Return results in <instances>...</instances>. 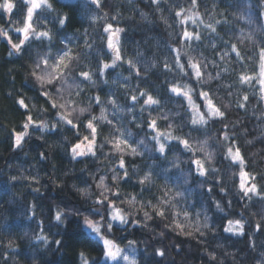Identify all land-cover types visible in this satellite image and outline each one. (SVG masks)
I'll return each mask as SVG.
<instances>
[{
	"label": "trees",
	"instance_id": "obj_1",
	"mask_svg": "<svg viewBox=\"0 0 264 264\" xmlns=\"http://www.w3.org/2000/svg\"><path fill=\"white\" fill-rule=\"evenodd\" d=\"M10 2L14 4L10 14L0 9V28L9 30L15 39L20 34L11 30L12 21H22L29 5L25 0ZM250 2L251 9H245L241 7L240 0H198L199 6L193 9L190 0H161L159 8L151 0H102L101 8H96L90 0H49L51 10L42 6L34 13L37 31L50 29L54 36L53 54L69 40L70 46L76 51H84L85 39L95 41V49L106 50V44L101 42V37L107 35L103 32L105 23L124 29L120 34L123 54L137 63L146 78L125 80L124 77L129 76L127 65L118 67L105 77L109 81L107 85L101 80L97 87L89 86L80 97H71L77 100L79 107H87L90 96L100 94L108 98L106 94L114 93L111 98L118 100L121 110L114 112L111 105H106L109 118L123 129H130L133 139H144L149 150L154 142L151 135H146L150 130L143 126L144 120L140 118L146 120L151 111L153 117L168 116L167 120L158 121L161 131L191 133L194 145L208 139L209 151L216 152L211 166L220 168L221 172L211 174L203 189L197 187L195 182L186 186L187 191L184 188L176 189L175 170L167 178L164 175L154 177V184L145 189L136 182L135 176L120 183L121 199L137 196L145 204L148 201L155 204L161 198L165 184L173 192H183V196L173 201L175 209H166L165 219L155 217L148 208L146 210L154 216L152 221L147 222L148 228L131 224L126 229L117 226L114 232L109 233L124 249L123 254L128 253L137 264H264V227L256 229L257 223L264 226V199H261L264 195V100L260 99L258 82L254 81L251 88L238 83L240 73L251 75L254 70H258V53L264 44V28L256 22L260 18L261 23H264V17L261 16L264 11L262 0ZM181 8L186 14L199 13L196 23L189 20L181 25L175 16V11ZM58 15L70 17L66 27L60 28L56 22ZM248 15H251V23L241 18ZM93 16L96 17L95 23L92 21ZM217 20L221 23L216 24ZM205 24H212L217 32L213 34ZM182 28L199 32L202 40L192 41V48L184 47L188 42L181 39ZM248 34H252L251 40L239 39L241 35ZM213 43L216 44L215 49L211 47ZM231 44L237 46L243 60L237 59L235 53L230 51ZM170 47H181L183 52L201 60L207 65L204 69L206 74L211 73L215 77L219 72L220 80L207 81L203 87L204 90L211 89L210 96L214 103L226 113L224 131L241 149L245 158V171L255 177L252 183L257 184L258 194L249 193L248 197L243 195L238 188V175L233 176L238 169L220 155V147L215 143L220 123L208 127L206 134L203 128L197 130L190 123L192 110L187 101L166 91L170 83H190L197 91L200 89L194 78H181L175 66L171 72L163 70L164 60L167 59L171 64L175 55ZM47 50L48 41L41 43L33 36L23 52L9 55L10 45L0 38V264H80L81 251L93 261L101 259V244L85 230L83 217L87 215L90 219H99L97 206L93 203L99 195L95 184L101 175L110 178L111 169L117 167L118 156L110 155L111 145L105 143L115 129L107 124L100 125L97 144L103 145V148H97L95 157L73 159L71 146L77 137L59 125L53 131H42L30 126L25 130L29 135L21 146L16 147L14 143L15 133L22 130L27 112L19 106L18 99L26 101L30 109L27 114L34 120H43L49 127L55 122L53 110L42 111L46 105L44 98L39 95L40 85L30 75L38 56ZM226 51L229 55L221 59ZM92 64L95 65V59ZM138 83L161 101L158 111L146 110L141 113L139 106H136L133 112H129L130 100L127 97L136 90ZM122 85H126V88ZM243 94H247L249 99L245 108H238L237 101ZM192 95L198 103L197 93L193 92ZM224 105L228 107L224 108ZM92 113L99 116V106L94 107ZM87 116L86 112L80 119L85 120ZM134 118L140 120L142 127L137 128L130 123ZM169 123L178 127L169 129ZM81 134H87V129H82ZM41 153L46 158H42ZM189 155L182 153L181 160L188 159ZM125 159L129 171L136 169L137 175L147 172L154 162L150 151H146L143 156L127 155ZM169 159L172 157L169 156ZM156 163L161 167H171L164 161ZM188 166L182 164L184 169ZM217 175L223 177V192L220 191L221 185L213 179ZM203 179L196 177V181ZM107 183L111 185V180ZM208 187L214 190L209 192ZM80 188H88L90 197L81 196L77 191ZM217 202L223 206V212L216 209ZM117 204L129 212H135L140 206L121 204L119 200ZM57 210L64 213L63 224L57 225L54 219ZM183 210L189 212L193 226L197 212L200 213L201 224L207 215L210 229H201L204 236L195 232L192 237H188L173 230L171 222L184 219L183 215L176 216L175 212ZM134 218L143 222V213H137ZM229 219L239 220L244 225L243 235L234 234L238 233L235 228L234 233L223 230ZM190 230L186 228L185 233ZM41 234L48 237L47 245L36 239ZM9 240L15 241V250L6 246ZM56 240L62 241V247H57ZM130 240L135 242L132 248L127 247ZM155 249L164 250L166 256H156ZM209 254L216 259H210ZM103 264L110 263L104 261Z\"/></svg>",
	"mask_w": 264,
	"mask_h": 264
},
{
	"label": "snow or ice",
	"instance_id": "obj_2",
	"mask_svg": "<svg viewBox=\"0 0 264 264\" xmlns=\"http://www.w3.org/2000/svg\"><path fill=\"white\" fill-rule=\"evenodd\" d=\"M25 3L30 6L27 7L24 19L20 22L12 21L13 28L11 30L20 35L14 39L10 35L9 30L0 28V38L5 39L7 44L10 45L9 55L23 52L27 44L31 42L33 36L37 41H41V43L45 40L48 41V50L38 56L30 75L35 82L40 85L39 95L44 98V103L46 105L42 111L47 112L53 110V115L56 119L51 127L43 120H34L30 114H27L30 112V109L26 101L24 99H18L17 103L19 106L26 109L27 112L26 121L22 126V130L15 133L14 143L16 147L21 146L24 138L29 135V132L25 130L29 129L30 126L39 128L42 131H53L56 130L59 125L72 131L73 135L77 137V141L71 146L73 159L86 156L95 157L97 155V148H103V145L97 144L100 125L107 124L110 128L115 129L111 138L106 139L105 143L111 145L112 153H110V155L117 154V167L111 169L112 175L110 178L101 175L95 184L96 188L99 190V195L93 200V203L97 206L96 212L99 219H90L87 215L83 217V224L96 236L97 241L101 244V259L93 261L84 251L79 253V258L80 264H103L106 260L118 261L119 259L127 262V264H137L135 259H130L129 255L123 254L124 249L116 243L114 238L109 236V233L114 232L117 226L121 229H126L127 226L131 224L148 228L149 224L147 222L154 219L151 213H154L155 217H159L161 220L165 219L166 209L169 207L175 209L176 205L173 201L176 197L183 196V192L179 190L173 192L172 188L165 184L161 198L155 204L151 201L145 204L139 200L137 196H131L128 200L121 199V193L119 191L120 183L125 180H130L135 176L136 182L142 189H145L154 184V177L164 175L167 178L168 174L175 170L174 187L176 189L184 188L185 191H187L188 188L186 186L193 182L196 183L197 187L203 189L206 187V180L211 174H219L221 172L220 168L211 166L212 161L216 158V152L209 151L208 139H204L194 145L191 139V133L173 134L172 131H161L158 121L161 119L167 120L168 116L158 115L153 117L151 111H149V116L146 120L143 117L140 118L144 120L143 126H146L150 130L146 135H151V139L154 142L152 148L149 150L144 139H133V133L130 129H123L121 125H118L113 119L109 118L106 105H111L114 112L121 110L118 100L111 98L115 95L114 93L106 94L108 98L100 94L90 96L88 98L87 107H79L77 100L71 97H80L89 86L97 87L101 80L104 85H107L109 81L105 77L110 76L111 72L118 67H122L125 64L127 65L129 76L124 77L125 80H129L133 77L138 80L146 78L137 66V63L132 59L126 58L123 54L120 34L124 29L118 27L114 28L112 24L105 23L103 32L107 35L101 37V42L102 44H106V50L95 49V41L90 42L88 39H85L83 41L84 51H76L70 46L71 40H69L67 43H64L62 48L55 50V54H53L54 36L51 30L37 31L33 20L34 13L37 9L43 6L51 10L52 4L49 3V0H25ZM90 3L95 5L96 8L102 7V0H90ZM151 3L157 5L159 8L161 0H151ZM190 3L193 9L199 6L198 0H190ZM240 5L245 9H251L252 7L250 0H240ZM261 7L264 8V0H262ZM13 8L14 4L10 2V0H3V2L0 3V9H3L6 13L10 14ZM175 16L179 18V23L181 25L186 24L189 20L196 23V20L199 19V13L186 14L182 8L175 11ZM261 16L264 17V11L261 12ZM241 18H246L249 23L252 21L251 15ZM69 20L70 17L63 15H58L56 18V22L59 24L60 28L66 27ZM92 21L93 23L96 22L95 16L92 17ZM256 22L260 27L264 28V23H261L260 18H257ZM201 23H203V21H201ZM215 23L220 24L221 21L217 20ZM225 23L227 22L225 21ZM205 27L211 28L213 34L217 32L216 27L212 24H205ZM85 35H87V33H85ZM180 35L183 41L188 42L184 45L186 48H192V41L202 40V36L199 32L190 31L187 28H182ZM239 39L241 41L245 39L251 40L252 34H248L247 36L241 35ZM211 47L215 49L216 44L213 43ZM170 51L175 53V55L172 58L171 64L167 59L164 60L163 70L171 72L173 66H175L181 78H194L196 84L200 85V89L197 91L196 87L192 86L190 83H170V85L166 87V91L175 94L177 97H182L187 101L189 108L192 110L190 123L197 130L203 128L206 134L208 127L220 123L221 128L217 130L218 136L215 140V143L220 147V155L223 156L224 160H229L231 165H235L238 169L237 172L233 173V176L235 177L238 175V188L243 195L248 197L249 193L254 195L258 194L257 184L251 183V181L255 180V177L245 171V158L241 154V149L235 146V143L230 140L229 133L224 131V127H226L224 125L226 113L220 106L214 103L213 98L210 96L211 89L204 90L203 87L207 81L212 79L220 80L221 76L219 72L215 77H213L211 73L206 74L204 69H206L207 65L188 52H183L181 47H170ZM230 51L235 53L237 59H244L235 44L230 45ZM228 55L229 52L226 51L224 55L221 56V59H224V57ZM93 59H95V65L92 64ZM213 64L215 65L214 61ZM254 81L258 82L260 86V99L264 100V44L260 46L258 53V70H254L251 75L240 73L238 76V83L241 85L246 84L250 88L253 87ZM122 87L126 88V85H122ZM193 92L197 93L199 99L203 101V104H197L194 101ZM229 95H231V93H229ZM127 99L130 100V104L128 105L129 112H133L136 106H139L141 113L146 110L158 111L161 105V101L155 98L147 88L142 89L139 83L137 84L136 90L129 93ZM248 99V95L243 94L241 99L237 101V107L245 108ZM96 106H99V116L92 113L93 108ZM223 107L227 108L228 105H224ZM86 112L88 116L85 120H81L80 117ZM130 123L134 124L137 128L142 127L140 120L135 118L130 121ZM167 127L173 129L178 126L169 123ZM82 129H87V134L82 135ZM146 151H150L152 154L154 161L153 166L143 175H137L136 169H132L130 172L125 156H143ZM182 153L190 154L188 159L181 160ZM200 154H202V156ZM169 156L172 157L171 160ZM41 157L46 158L43 153H41ZM157 161H164L170 164L171 167H161L156 163ZM182 164H188L189 166L187 169H184ZM193 173H195V175H193ZM197 176L204 179L196 181ZM13 179H15V177H13ZM109 179L111 180V185L107 183ZM213 179L221 185L220 191H225L222 182L223 177L217 175L213 177ZM207 190L212 192L214 188L208 187ZM77 191L81 196L86 198L91 195L88 188H80L77 189ZM261 199H264V195L261 196ZM118 200L121 204L126 203L129 206L139 204L140 206L135 212H129L118 206ZM148 208L151 209V213L146 210ZM216 209L220 212L224 211L223 206L218 202L216 203ZM139 212L143 213V222L134 218ZM175 215H183L184 218L183 221L173 220L171 222L173 230H177L180 235L186 234L188 237H192L195 232H198L200 236H204L205 233L201 229H210L207 215H205L204 222L201 224L199 220L200 213L197 212L195 226L191 223L190 215L187 210L175 212ZM54 219L57 225L63 224L64 213L57 210ZM261 227L264 226L257 223L256 229L260 230ZM186 228L192 230L185 233ZM234 228L238 229V233H234ZM223 230L228 233L243 235L244 225L239 220L234 221L229 219L227 226L224 227ZM161 235H163V233H161ZM36 239L43 242L44 245L49 243L48 237L43 234L39 235ZM134 243V241L130 240L127 247L132 248ZM55 244L58 248L62 247L61 240H56ZM6 246L9 249L15 250V241L9 240ZM133 251H135V249H133ZM154 254L161 258L166 256V252L162 249H155ZM209 258L212 260L216 259V257L211 254H209Z\"/></svg>",
	"mask_w": 264,
	"mask_h": 264
},
{
	"label": "rangeland",
	"instance_id": "obj_3",
	"mask_svg": "<svg viewBox=\"0 0 264 264\" xmlns=\"http://www.w3.org/2000/svg\"><path fill=\"white\" fill-rule=\"evenodd\" d=\"M30 6V5H29ZM39 9H37L35 12H37ZM198 97V96H197ZM197 104H203V101L202 100H200L199 99V97H198V103ZM78 158H82V157H78ZM251 183H252V181H251ZM250 186V185H249ZM252 194V193H251ZM84 227H85V230L87 231V232H89V233H91L90 232V230L84 225ZM92 234V233H91ZM95 238H96V236L94 235V234H92ZM127 255H129L128 253H126ZM129 257H130V255H129ZM130 259H133V258H131L130 257ZM105 262H108V263H110V264H113L114 262H120V263H122V264H127V262H125V261H123L122 259H119L118 261H111V260H106Z\"/></svg>",
	"mask_w": 264,
	"mask_h": 264
}]
</instances>
